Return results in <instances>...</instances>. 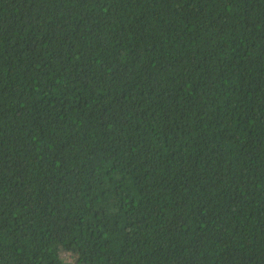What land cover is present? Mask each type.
<instances>
[{
  "label": "trees",
  "instance_id": "16d2710c",
  "mask_svg": "<svg viewBox=\"0 0 264 264\" xmlns=\"http://www.w3.org/2000/svg\"><path fill=\"white\" fill-rule=\"evenodd\" d=\"M0 264H264V0H0Z\"/></svg>",
  "mask_w": 264,
  "mask_h": 264
}]
</instances>
